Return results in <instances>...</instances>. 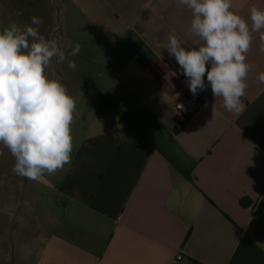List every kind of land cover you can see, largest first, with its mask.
Returning <instances> with one entry per match:
<instances>
[{"label": "crops", "instance_id": "0c3cea01", "mask_svg": "<svg viewBox=\"0 0 264 264\" xmlns=\"http://www.w3.org/2000/svg\"><path fill=\"white\" fill-rule=\"evenodd\" d=\"M252 6L264 0L231 10L251 27ZM32 16L46 38L81 46L75 70L54 64L76 102L72 161L32 181L0 145V264H264V30L246 54L245 110L226 111L209 85L184 119L187 78L165 46L170 34L186 49L197 38L178 0H0V29Z\"/></svg>", "mask_w": 264, "mask_h": 264}, {"label": "clouds", "instance_id": "9594fccd", "mask_svg": "<svg viewBox=\"0 0 264 264\" xmlns=\"http://www.w3.org/2000/svg\"><path fill=\"white\" fill-rule=\"evenodd\" d=\"M178 3L192 12L189 33L197 38L196 46L186 49L170 34L165 49L187 78L190 92L195 96L210 85L213 97L222 99L226 111H244L242 97L252 68L246 54L252 33L264 30V9L250 8V27L231 10L232 0ZM30 20L23 27L13 22L0 29V145L15 158V174L40 181L72 161L76 102L54 78V64L67 62L75 70L69 57L79 55L81 46L70 40L65 45L58 37L46 38L39 31L42 20L36 16ZM257 80L264 84V72Z\"/></svg>", "mask_w": 264, "mask_h": 264}, {"label": "built area", "instance_id": "2783aa9c", "mask_svg": "<svg viewBox=\"0 0 264 264\" xmlns=\"http://www.w3.org/2000/svg\"><path fill=\"white\" fill-rule=\"evenodd\" d=\"M206 100V90H201L197 95H193L189 88L181 96L178 97L175 101V108L179 113L185 118L193 116L202 106ZM183 260L182 255H178L173 263L181 264Z\"/></svg>", "mask_w": 264, "mask_h": 264}, {"label": "rangeland", "instance_id": "374dc122", "mask_svg": "<svg viewBox=\"0 0 264 264\" xmlns=\"http://www.w3.org/2000/svg\"><path fill=\"white\" fill-rule=\"evenodd\" d=\"M152 69H153V72L155 73V75L157 76V78L163 83V85L165 87H167L169 89H175V88L178 87L175 79L168 73V71L162 65H160L157 62H154L153 65H152ZM25 195H26V197L28 199V202H30L32 200L31 192L27 191L25 193ZM28 202H27V206H28ZM36 210H38V208ZM22 212L20 213L19 216H22L23 214H25V213H22ZM27 214L28 213H27V210H26V215ZM28 219H31V216L29 214H28Z\"/></svg>", "mask_w": 264, "mask_h": 264}, {"label": "trees", "instance_id": "16d2710c", "mask_svg": "<svg viewBox=\"0 0 264 264\" xmlns=\"http://www.w3.org/2000/svg\"><path fill=\"white\" fill-rule=\"evenodd\" d=\"M110 107H111V104H109V102L106 99H104L100 106L99 111L101 114H105L110 109ZM184 119H188V117H185ZM180 126H182V124ZM176 130H179V128H176Z\"/></svg>", "mask_w": 264, "mask_h": 264}]
</instances>
